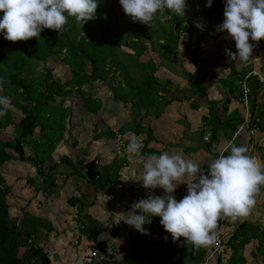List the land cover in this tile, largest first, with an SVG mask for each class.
<instances>
[{"label":"trees","instance_id":"obj_1","mask_svg":"<svg viewBox=\"0 0 264 264\" xmlns=\"http://www.w3.org/2000/svg\"><path fill=\"white\" fill-rule=\"evenodd\" d=\"M116 3L120 10L118 12L124 18L126 17V22L117 20L119 22L117 26L112 12L107 10V24L112 21L113 30L108 34H104L105 31H108L106 30L108 28L106 27L105 30L101 31V26L100 41L95 38L94 35L96 33H93L95 29L97 34L98 32L100 33L97 19L96 21L92 19L81 27L76 23L74 18L69 17L71 21H67L61 36L54 30L45 29L39 38H31L27 41L11 42L4 38L3 33H0V77H4L11 82L4 86V90L0 92V95L10 97L12 102L11 109L5 116L0 117V131H6L8 127H12V140L0 139V168L5 162L14 160L9 151L17 154L18 161L33 163L37 169V176H35V179H29V181L36 190L43 187L44 192L47 193V191L56 190L58 186L56 184V177L54 176H58L59 172H57V168L59 164L54 163L47 173L43 169L45 162L52 160V153L58 144L63 141L72 140L71 146H77V141L70 134L67 139H64L71 117L70 107L64 106L65 99L71 95L72 91H75L83 101L88 115L94 116L101 109L102 103L100 99L94 98L92 94L84 91L83 85L89 80L105 81L108 78L113 79L116 77V65L111 58L113 46L116 43L114 40L116 26L119 29L120 24H126L128 27L127 32L130 30L131 37L129 38L131 39L125 45L134 54L124 56L128 59L129 57H135L137 69L141 71L143 64L137 58L141 56L148 46L157 55L167 54V57H172L176 52L182 31L189 34L192 32L191 28L184 27L186 24L191 26V16L195 19H203L205 17L206 20L210 19L217 22L220 19V13L225 4L223 0L218 2L213 0L212 6L209 8L206 7L207 0H199L198 5L204 8V12L199 11L190 16L189 10H185V13L188 15L184 17H177L175 13L165 10L162 16L158 15L156 17L154 20L156 24L150 29L149 26L139 22L133 23L122 10L119 0H116ZM97 13L98 7L95 18ZM2 16L3 13L0 12V18ZM128 20L130 27L128 26ZM165 20L171 29L162 31L161 36L154 39L158 42L156 46L149 31L156 30L157 25ZM79 27L81 28L82 35H76ZM145 40L148 41V44L145 43ZM160 40L164 42L165 46L159 43ZM158 46L160 47L159 50ZM62 53L65 54L62 55ZM68 55L71 56V59ZM49 56H51L50 58L58 57L62 63H69V60L71 61L68 65L71 77L69 81L61 82L59 79H55L49 68L43 67L38 72L35 66L39 63H45ZM85 61L90 66L88 74L85 68ZM202 72L198 68L196 73L188 78L190 95L197 94L200 97H205L204 76ZM126 81L125 84L129 85L128 92H122L115 85L112 87L113 99L114 101H121L131 105L133 118L128 123L133 125V133L136 136L145 135L143 140L144 147L141 149V154L144 156L150 154L159 155L162 151L148 148L149 143L154 140L152 128L143 127L140 125V120L136 121V118L142 117L147 111L145 106H147L146 103H148L149 98L152 97L156 80L150 75L145 76L139 85H133L128 80ZM212 107L213 103L211 102L209 103V108ZM150 108L149 114L153 115L154 119H157L159 112L154 111L152 107ZM17 113H19L20 118L15 120ZM262 117L263 115L261 114L260 118ZM237 127L234 126L232 120L227 123V127L225 126L230 131L228 135L231 136L238 129ZM36 130L38 133L35 137ZM95 131L96 129H94L91 141L86 144L85 148L77 150L78 153L75 159L70 156H62L60 165L64 169L60 172L71 176H79L92 187L95 193L108 188L106 191L108 194L115 184H120L119 171L124 167L126 160L125 158H117L115 156L111 162L103 166L98 165L99 157L86 162L87 150L91 147L90 145L93 141H98L102 138L109 140L117 135L111 129L101 132ZM214 131L213 127H211V132L213 133ZM119 134H123V132L120 131ZM128 141L125 142V145L128 144ZM25 148L30 152V156L28 157L25 154ZM10 191L11 186L6 183L0 174V264H51L50 254L40 246L42 237H46L45 234L48 235L53 231L51 222L26 213L24 217L25 234H22L20 230H17L19 220H15V224L12 225L10 222L11 218L8 216L9 205L6 198ZM261 192H264V187H261L259 194ZM83 199L86 198L80 195L79 197H70L68 202L69 206L78 207V221L79 223L82 222L83 226H85L91 218L89 215H83V210L91 207L94 201L86 202ZM21 236H23V244H21ZM183 240L184 238L182 237L176 246H182L185 249L186 244L182 243ZM252 240L257 241L255 252L250 253L251 257H255L256 252L260 253L264 251V232H260L257 227L250 223H238L234 233L229 236L226 242V247L230 249L229 258L226 259L222 255H217V258L215 257V264H224L225 261V264H246L244 257L245 246ZM168 243L170 242H166V248L161 256L157 252L158 246L156 244L151 245V254L156 257L154 264H158L159 259L162 264H177L179 262L182 253L172 254V249H169ZM171 245L173 244L171 243ZM191 249L190 258L197 264H205V255H210L213 245L210 248L202 247L199 249L191 246ZM137 250L143 256V262L139 263L150 264L147 254L141 248ZM129 254L131 256L132 251ZM129 261L131 260L129 259ZM108 262L109 259L101 258L99 262L95 261L92 264H106ZM129 264H133V262H129Z\"/></svg>","mask_w":264,"mask_h":264},{"label":"crops","instance_id":"obj_2","mask_svg":"<svg viewBox=\"0 0 264 264\" xmlns=\"http://www.w3.org/2000/svg\"><path fill=\"white\" fill-rule=\"evenodd\" d=\"M186 1V10H189L191 16L196 7L201 5H198L199 0H191L190 2L188 0ZM223 1L225 3V0ZM220 15V19L217 22L211 21L210 19L206 20V18L203 17V30L197 27H191L192 32L190 34L182 31L179 39L180 43L178 42L177 50L173 55L172 63L175 64L173 70H171L169 64L171 61L166 65V60L168 58L167 55H161L166 56V60L164 61L163 58L160 59V56H157L155 52L151 50L150 46H148L141 56L137 58V60L143 64V69L139 71L136 63L137 75L135 77L127 75L121 70L122 67L118 66V68L116 67V77L113 79H107L113 82L110 87L111 91L112 87L117 85L122 92H128L129 85L125 84V82H127L126 80L133 85H139L145 76H153L156 80V84L152 97L149 98L147 103L148 107L145 106L147 109L145 115H151L149 114V111L151 110L150 107H152L154 111L159 112V117L152 120L151 123L154 127L150 126V128L155 129L154 140L151 142H154V144L157 145L151 147L148 145V148H152L156 151H163L162 149L165 148L166 152L169 148H172L173 151L168 152L170 155L178 154L183 156L185 160L199 163L201 171H207V163L202 162L201 157L208 155L215 158L227 145L228 140L231 137V135H228L230 131L226 129L222 132L220 126L221 124L227 125L231 120L235 127H239V124L243 125V129L240 131L236 140V145L247 147L249 149V154L253 158L264 163V82L260 81V78H264V40L259 41L258 44L252 42L255 46L251 58L253 60L258 58V60L247 65H239L236 61L232 62L230 58L226 56L225 49H228L231 52H236L235 41L231 38L226 39V32L216 31V26L220 25L224 20V8H222ZM184 36L194 40L193 50H189L192 49V44H188V51L190 53L195 52L200 54L198 59L196 58L197 61L194 59L195 63L191 61L182 64L180 60H178V49L182 43V37ZM198 38L200 39L198 40ZM159 43L161 45L164 44L162 40H160ZM121 52L123 55L134 54L131 49H129L128 53ZM131 61L137 62L136 60ZM198 68L203 71L205 97H200L197 94L190 95L189 92L190 83L188 78L192 77ZM179 69H186L185 71L188 72L189 75L184 73V77ZM226 77L231 78V83H225L224 79ZM91 82H94L95 84L103 83L104 81L89 80L84 84ZM240 82H243L249 89V93L246 94L245 102L242 100L244 92ZM101 95L102 94L99 93L93 94L92 96L100 99L102 103L100 110H104V100ZM211 102L213 103V109L209 108V103ZM114 103L121 108L124 106L125 110L130 109L129 114L130 116L132 115L131 118H133L131 105L129 103H123L121 101H114ZM121 108L118 111H122ZM259 114H262L263 117L260 118ZM120 115H123V113ZM209 126L213 127L215 130L213 133ZM108 129H111V127ZM207 135H209V141L206 142L204 141V137ZM140 136L145 137V135ZM169 144L172 147H170ZM15 155L16 156L12 155L14 160L5 162L0 168V174L4 180L11 181L10 178L16 174L17 170L21 169V164H25L29 168L35 170V176H37L35 167L33 168L31 166L33 163L18 161V156L17 154ZM26 156H30V152ZM47 162H45L43 169L46 167ZM65 174L66 177L69 176L67 173ZM25 177L27 178L30 176L29 174H25ZM72 177L77 179L75 176ZM183 179L188 181L191 178L185 176ZM124 181L128 182V180ZM72 182L73 180L71 177H68L66 183L61 185L57 184L59 186H57L56 190H68L75 193L73 194L75 197H79L81 194H84V191L89 190V184H87L89 186L86 187V184L80 182L78 187H74L72 186ZM127 187L129 188L127 189V195L132 193L128 196V199L130 200L128 203L129 205H132L134 201H138L142 198H148L149 195H166L162 188L148 190L142 186H138L135 189H132L130 188V183ZM119 188L120 186L116 187V190H119ZM186 190L185 185L181 186V184H179L172 195L174 197L175 195H177V197L179 195L183 197V192L185 193ZM42 191L44 192L43 187ZM79 192H81L80 195L78 194ZM114 192L115 190L111 189L108 194L106 192H101L104 195L100 196V193L98 194L95 193L94 190L92 191L91 195L94 203L91 207L83 210V215H89L91 218L85 226H83L82 222L79 223L78 221L79 213L77 206L72 207L74 208V211L71 209V206L70 209L67 208L64 211V214H68V220L63 221L61 227L60 224L55 226L54 223L51 222L53 231L49 233L47 239L44 241L47 249H51L54 246V249L52 248L53 250L51 249V252L49 253L51 264H60L59 262H61V264H79L80 261L84 264H92V262L95 261L99 262L101 258L109 259V262L106 264H129V262L140 264L141 262L139 263V261H135L134 259H130L131 261H129V253L131 251L133 252V248H135L133 246L137 243L140 244L142 251L149 257L148 261L150 264H154L156 257L151 254V245L156 244L158 246L157 252L161 256L166 248V242L169 241L173 245L178 244V241L173 242L171 234L164 230L163 226L160 224V217H151V222L144 225L147 234H141L133 226L127 225L120 213L115 211L112 213L109 209L110 203L117 204L118 196L117 193ZM9 196L12 200L20 201V199L15 197L12 185ZM107 198L110 202L104 204ZM255 200V210L258 212H264V192L256 195ZM83 201L88 202L87 199H83ZM52 210L54 212L59 211L56 206H53ZM33 215L35 214L33 213ZM22 217L25 222L24 214ZM10 218L13 219L12 217ZM17 218L20 221L19 218L21 217ZM107 223L109 224L107 225ZM238 223L240 222H237V220L233 221L229 218L228 221L225 222L224 228L221 229V231H223L222 237L225 242H227L229 236L234 233ZM110 225L119 229L116 231H113L114 228L110 230ZM51 234L53 235L50 236ZM57 234H59V236L54 238V235ZM148 237L152 239H148ZM128 241L130 242L129 247H127ZM251 242L257 243L256 240H252L245 246L244 257L246 259V264H248L250 258H254L250 256L252 251L250 249ZM74 246H78L79 256L73 254L72 250ZM211 246L203 248H210ZM184 250L183 254L189 259V261L186 260L187 264H197L189 256L192 251L191 246L186 245ZM208 255L209 254L205 255V262L207 264H215L217 256L215 258L213 255L208 258ZM90 256L96 257L90 258ZM183 257L184 256L182 255L177 264H182ZM224 257L228 259L229 255ZM158 264H162L160 259ZM183 264H185V262Z\"/></svg>","mask_w":264,"mask_h":264},{"label":"clouds","instance_id":"obj_3","mask_svg":"<svg viewBox=\"0 0 264 264\" xmlns=\"http://www.w3.org/2000/svg\"><path fill=\"white\" fill-rule=\"evenodd\" d=\"M212 2L207 0L206 7L210 8ZM119 3L133 23L150 29L165 10L177 17H184L186 10V0H119ZM97 7V0H0L3 13L0 33L11 42L39 38L45 29L61 36L69 17L82 27L95 18ZM196 27L203 30L204 25L197 22ZM216 31L226 32V39L235 41L236 52L225 49L232 62L239 65L255 62L258 58H251L255 46L252 42L264 40V0H225L224 20ZM10 83L0 77V92ZM11 107V98L0 95V117ZM143 147L142 141L132 134L121 155H139ZM201 161L207 163V171H201L199 163L178 154L165 151L148 155L143 160L142 187L162 188L166 195H149L134 201L124 222L147 234L144 225L157 216L173 242L183 237V244L196 249L216 243L218 221L247 216L256 203L255 196L264 187V163L253 158L247 147L231 143L215 158L204 155ZM185 176L191 179L185 181ZM180 183L187 184V194L177 201L172 194Z\"/></svg>","mask_w":264,"mask_h":264},{"label":"rangeland","instance_id":"obj_4","mask_svg":"<svg viewBox=\"0 0 264 264\" xmlns=\"http://www.w3.org/2000/svg\"><path fill=\"white\" fill-rule=\"evenodd\" d=\"M189 2L191 0H188ZM220 0H216V2H218ZM98 2V13L96 15V18H94V21H96V19L98 20V28L100 31V27L101 31L105 30V28L107 27L108 31H105L104 34H108L109 32H111L113 30V23L112 21L109 22V24H107V14L106 11L110 10L112 12L113 15V19L115 22H117V26H118V21H123L124 23L126 22V17L124 18L120 12H118V6L116 3V0H97ZM187 3V1H186ZM120 11V10H119ZM204 12V8H201V6H197L196 9L192 12V14H195L197 12ZM172 13V12H171ZM185 15L187 16V14L185 13ZM156 19V18H155ZM118 20V21H117ZM71 21V18H68V22ZM191 26L186 24L184 27L186 28H193L196 27V23H202V19H195L192 18L191 16ZM221 22V21H220ZM219 22V23H220ZM155 22H154V26H155ZM116 26L115 29V33L116 36L114 38L115 40V45L113 46V53L111 54V58L113 63L116 65V67H122L121 70L123 72H125L127 75H132V77H135L137 75L136 73V63L137 62H132L131 60H135V57H129V59H127L123 53L129 52V49L126 48L125 44L129 41V37H131V33L130 30L127 32V26L126 24L122 25L120 24V28L118 29V27ZM128 26L130 27V22L128 20ZM167 29H171L170 26L168 27V23L165 20L162 23H159L157 25L156 30H150V34H151V38L157 39L161 36L162 31H167ZM189 29H187L188 31H190ZM117 30V31H116ZM101 31L100 33L97 31L96 29L94 30L93 33H96L94 36L95 38L100 41L101 39ZM138 34V33H137ZM76 35H82L81 34V28H78L77 34ZM110 37V36H109ZM194 40H191L187 37H182V43L179 46L178 52H179V57L178 60H180V62L183 64L185 62H194V59H198V56H200V54L195 53V52H189L188 51V44H192V49H189L190 51L193 50V46H194ZM154 42L156 43V46L158 45V42H156L154 40ZM145 43L148 44V41L145 40ZM180 43V42H179ZM155 46V47H156ZM162 46H165V44H162ZM121 47V49H120ZM158 50L160 49V47H157ZM151 50L153 51V49L151 48ZM177 50V49H176ZM65 53H62V55ZM156 54V53H155ZM195 54V55H194ZM157 55V54H156ZM167 55V54H166ZM67 56V55H65ZM160 56V55H157ZM49 56L46 59L45 63H39L35 66V68L38 70V72L43 68H49L52 71V76L55 79H59L61 82H66L70 80V70H69V63L71 62L69 60V63H65V62H61L58 57H52ZM68 57L71 59V56L68 55ZM166 56H160V59H164V61L166 60L165 58ZM196 59V61H197ZM171 61V62H170ZM85 68L87 70V74L89 73V64L87 61H85ZM168 62H170V66H171V70L174 69V63L173 62V56L170 57L168 56L167 60H166V65H168ZM183 66V65H182ZM196 66H197V62H196ZM195 69V68H194ZM186 69H179L180 72L183 73V76L185 77L184 73H187L189 75L188 72L185 71ZM37 72V73H38ZM142 75V74H140ZM182 75V74H181ZM191 76V75H190ZM130 79V78H129ZM131 80V79H130ZM225 83L229 84V82L231 83V78L226 77L225 79ZM113 84L112 81L110 80H106L103 83H95L91 82V83H86L83 86V90L86 92H89L90 94H99L101 93V97L104 100V110H100L96 115H88L85 111V108L83 106V101L81 100L80 96L75 92L72 91L71 95L65 99L64 101V106H69L70 107V112H71V117H70V122L69 125L67 126V132L64 136V139H67L69 134L74 138V140L77 141V146L76 147H72L71 143L72 140H69L67 142L63 141L60 142L58 144V146L56 147V149L54 150V152L52 153V160H48L49 162H47L46 167H44V171L47 173L48 170L51 168V166L56 163L59 164V167L57 168V172L58 176H54L56 177V184H63L66 183V180L68 179V177H71V179L73 180L72 182V186L74 187H78L80 184V182H82L83 184H86V187L89 186L87 185V183H85V181L80 178L79 176H75L77 179H75L74 177H72L71 175L66 177L65 173H61L60 171L62 169H64L63 166H61L60 164V160L62 158V156H70L71 158L75 159L77 153H78V149H82L85 148L86 144L91 141V137L92 134H94V129H96L95 132H100V131H105L107 130L109 127H111V130L115 132L116 137L109 139V140H105V138H102L101 140L98 141H93L92 144L90 145L91 147H89V149L87 150V155L85 157V161H91L93 159H95V157H99L98 160V165L99 166H103L108 164L113 157L117 156V158H125L126 163L124 165V167L122 169H120L119 171V179H120V184L118 185H114L113 190H115L114 193H117V204H111L110 203V207L109 209L111 210V212L113 213L114 211L117 213H120V215L122 216V218L125 220L128 217V212L131 211V205H129L128 203L130 202V200L128 199V196L131 195L132 193L128 194V190L129 189L127 186L130 183V188L135 189L136 187H140L142 186L143 181L141 180L142 175H143V160L147 157L141 154V150H140V154H126V155H121V153L124 152V150L126 149L127 145H125V142H127V140H129L130 136L133 133L134 127L131 123H128L132 120L130 114H129V110H125V107L123 106V108H121L120 106H116V104L113 101V97L112 94L113 92L110 90L111 85ZM120 89V88H119ZM121 90V89H120ZM92 94V95H93ZM147 105V103H146ZM121 108L122 111H118ZM120 112V113H119ZM119 113V115H118ZM123 115H120L122 114ZM147 113V111L145 112V114ZM142 115V117H138L136 118V121L140 120V125L143 127H154V125L151 123L152 120H154L153 116L151 115ZM20 118L19 113L16 114L15 116V120H18ZM150 118V119H149ZM225 126L227 127L226 124H222V126H220L221 131L224 132V130H226ZM240 126V125H239ZM243 126V125H242ZM133 128V129H132ZM11 131H12V127H8L6 129V131H0V139L4 140H12V135H11ZM122 131L123 134H119V132ZM154 132L155 129L152 128V134L154 137ZM38 131L36 130L35 132V137L37 136ZM157 136V135H156ZM143 143V140L145 137L143 136H137ZM157 144H154V142L149 143V146H155ZM170 147H172L169 144ZM162 152H165L166 149H162ZM169 151H173L172 148H169L167 150V152ZM12 155L16 156L12 151H9ZM26 155L29 154V150L25 149ZM170 152V153H171ZM174 155V154H172ZM27 164V163H26ZM28 165V164H27ZM31 166L34 168V164H31ZM36 169V168H35ZM1 171V170H0ZM36 173H37V169H36ZM25 174H29L30 177H25ZM35 170H33L32 168H29L28 166H26L25 164H21V169L16 171V174L11 177V181H7L6 179V183L11 186L12 188H14V193H15V197L17 199H20V201L17 200H12L9 196V194L7 195V202L9 205V210H8V216L12 217L13 219L10 220L11 224H15V220H18L17 217H21L19 218L20 221L17 223V230H20L22 232V234H25V222L23 221V217L22 215L24 214V217L26 215V213L33 215V213L35 215L33 216H37L40 217L42 220H48L50 222H53L54 225L56 226L57 224H60V227L62 226V222L65 220H68V214H64V211L68 208L70 209L69 206V198L70 197H75L73 194V192H70L68 190L65 191H47V193H44L41 189L36 190L34 188L33 185H31L29 179H35ZM39 179H41L39 177ZM124 180H128L124 181ZM181 186L185 185L186 189V183H180ZM58 185V186H59ZM14 186V187H13ZM120 186L119 190H116V187ZM88 191H84V197H86L87 201H91L92 200V187L89 186L88 187ZM108 190V188L102 189L100 192H98V194L101 192H106ZM67 191V192H66ZM79 195L81 194V192L78 193ZM184 196L187 194V190L185 191V193L183 192ZM82 195V194H81ZM108 196V195H107ZM183 196V197H184ZM182 196H178L175 195V199L177 201H180L182 198ZM110 202L109 199L107 198V200L105 201L104 204ZM53 206H56L57 209L59 211L54 212L52 210ZM71 209L74 211V208L71 207ZM63 211V212H60ZM104 215V214H103ZM230 219V218H229ZM225 222L228 221V218L224 219ZM219 223V221H218ZM109 223H107L108 225ZM77 227V226H75ZM74 227V228H75ZM81 228V227H80ZM110 230H112L114 227H112V225H110ZM82 229V228H81ZM119 228L115 227L113 229V231L118 230ZM124 232V231H123ZM49 235V234H48ZM47 234H45L46 237H42L41 242H40V246L43 247V249L45 251H47L48 253L51 252V249H54V246L51 249H47V246L44 244V241L47 239L48 237ZM53 234H51L50 236H52ZM125 235V233H124ZM59 236V234L54 235V238H57ZM88 238V236H87ZM148 239H152L149 238ZM58 241V240H56ZM21 244H23V236H21ZM128 246H130V242L128 241ZM251 247L250 249L252 250L251 252L254 253L255 249L257 247V243L256 242H251ZM133 247V252L132 255H129V259H134L135 261H139V262H143V256L141 255L142 253L138 252L137 249H140V244H135ZM168 247L169 249H172V253H182L183 260H182V264L185 262V264H187V261H189V259L187 258L186 255L183 254L184 248L182 246H176V245H171V243H168ZM52 249V250H53ZM21 252V251H20ZM73 254L76 256H79V248L78 246H74L73 250H72ZM138 252V253H137ZM95 257V256H90V258ZM186 258V259H185ZM54 259V258H53ZM90 260V259H89ZM61 264V262H59ZM79 264H84L82 263V261L79 262ZM248 264H264V251L263 252H256V257H254L253 259L250 258V260L248 261Z\"/></svg>","mask_w":264,"mask_h":264},{"label":"built area","instance_id":"obj_5","mask_svg":"<svg viewBox=\"0 0 264 264\" xmlns=\"http://www.w3.org/2000/svg\"><path fill=\"white\" fill-rule=\"evenodd\" d=\"M260 81L261 82H264V78H260ZM242 85V88H243V92H244V96H243V102H245L246 100V94L249 93V89L245 86V84L243 82H240ZM243 129V126L240 125L238 127V129L232 134L231 138L228 140V143H231V144H234L236 145V140L240 134V131ZM204 141H209V135L205 136L204 137ZM224 225H225V220L224 219H221L218 223V227H217V242L213 244V249H212V252L210 253L209 257L210 256H213L216 257L217 255H222V256H227V255H230V249L228 247H226V242L224 241L223 239V231H221L222 228H224ZM205 264H207L205 262Z\"/></svg>","mask_w":264,"mask_h":264},{"label":"water","instance_id":"obj_6","mask_svg":"<svg viewBox=\"0 0 264 264\" xmlns=\"http://www.w3.org/2000/svg\"><path fill=\"white\" fill-rule=\"evenodd\" d=\"M256 197V196H255ZM256 203L252 206L247 216L237 219V222H246L250 223L253 226L257 227L260 232H264V212H258L255 210Z\"/></svg>","mask_w":264,"mask_h":264},{"label":"bare ground","instance_id":"obj_7","mask_svg":"<svg viewBox=\"0 0 264 264\" xmlns=\"http://www.w3.org/2000/svg\"><path fill=\"white\" fill-rule=\"evenodd\" d=\"M218 227V226H217ZM205 261V260H204ZM209 262V261H208Z\"/></svg>","mask_w":264,"mask_h":264}]
</instances>
